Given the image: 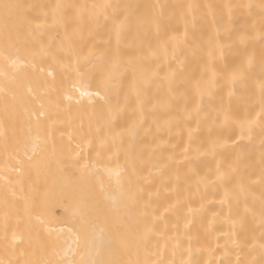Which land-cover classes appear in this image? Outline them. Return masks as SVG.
<instances>
[{"label":"bare ground","instance_id":"1","mask_svg":"<svg viewBox=\"0 0 264 264\" xmlns=\"http://www.w3.org/2000/svg\"><path fill=\"white\" fill-rule=\"evenodd\" d=\"M247 2L248 0H0V53H3L0 55V71L5 73L0 76V87L4 89L0 91V260L4 264H9V261L12 264H24L25 260L35 258L32 256L34 249L47 242V233L41 232L40 225L35 220V216L41 212L47 213L49 227L54 231L73 228V221L65 207L78 197V189L66 191L61 197V186L58 183L57 192L51 196L46 206L38 194L47 191L53 180L61 175L58 161L66 160L79 152L84 153L85 157L96 158V151L88 142L95 136L97 127L93 116L94 105L89 103L88 95H80L81 92L94 94L95 86L84 83L71 67H67L75 64V57L69 61L67 53L62 60L59 55L55 59L52 55L41 56V46H51V52L58 53L62 46L67 47L65 37L70 36L74 46L79 48L81 45L76 41L82 35L84 42L91 47L93 41L89 39V32L94 24L89 13L94 11L93 6L105 3L114 6L130 4L135 7L136 15L142 18V23L134 24L121 44L127 47L134 42L137 45L142 43L143 60L129 69L128 80L120 94L121 103L134 76L138 78L157 71L163 77L170 68L174 69L178 65L195 73L191 83L194 96L197 82L207 79L204 76L206 71L209 75L212 71L219 73L222 63H228L231 68L240 62L245 52L252 51L251 47L245 48L237 42L235 48L240 49V55L229 53L224 61L217 56L215 62L209 55L215 50L217 43H225L222 35H217L218 32L222 33V25L215 22L217 14L223 13L224 25L240 30L236 33L239 36L243 26L250 23V20L243 9L233 8L229 24L228 9L225 6ZM4 4L20 7L6 10ZM108 11L111 12L112 9ZM100 22L104 23L103 16L100 17ZM111 28L112 23L109 21L103 31L107 32ZM77 29L80 32L73 36ZM145 36L148 38L145 39ZM101 41L107 44L108 36L96 37L97 43ZM115 43L113 35V46ZM84 50L87 51V48ZM152 51H156V55H152ZM9 54L13 58L18 54L25 65L34 67L15 68L5 59ZM49 72L52 75H48ZM159 83L157 80L151 86L152 92L156 91ZM249 85L255 93L254 100L258 101V87L252 81H249ZM28 88L32 89L31 94H28ZM216 94L217 97L224 95L227 99V88L223 81L216 89ZM13 95L17 97L15 103L12 101ZM69 95L74 99H67ZM246 95L241 91L238 97L232 99L230 108L234 115L231 116L230 131L226 127L223 134V139L227 141L223 154L213 156L211 141L217 136L209 137L207 127L200 130L197 144L192 145L193 151L188 153L198 175L183 182L180 196L174 192L175 184L172 185L173 190L162 188L160 199L153 202L149 209L147 234L144 235L143 225L138 232L133 229L143 239L130 240L120 249L106 253V258L113 259L118 264H191L193 260L198 261V264H237L238 258L240 264H264V254H261L259 248L248 247L252 243L253 233L258 239L261 231L259 216L261 199L264 197V133L259 128H254L251 133L241 129V123L248 112ZM77 100L81 102L77 103ZM6 102L9 104L7 112ZM95 108L98 110L99 105L96 104ZM40 111L45 116L41 117V127L38 129L36 114ZM258 111L259 107H256L253 115ZM131 118L129 109L127 115L121 118V125ZM220 125H223V117ZM191 127L195 128L196 125ZM162 139L165 141L163 147L166 149L168 146L172 152L167 148V155H175H172L175 158L173 163L184 165V149L189 146L187 128L183 132L180 128L165 131ZM234 142L240 145L236 149L241 154L239 171L230 183H215L219 164L223 163L225 167L236 166L232 148ZM98 146L97 140L96 147ZM152 146L145 157L149 168L158 162L155 158L149 159L152 156ZM108 155L111 153H106L105 158L98 161L99 170L90 178L89 183L93 205L105 213L111 208V201L102 198L100 184L103 183L111 197L117 198L120 187L115 175H109L104 167L114 169L117 163L123 164L121 160L117 162L115 159L109 162ZM155 155L158 157L161 153L156 152ZM29 156L32 157L31 160L28 159ZM43 160L49 162L47 178L38 175L32 167L37 161ZM75 176L78 177L79 173ZM155 191L156 188L150 187L146 189V194ZM189 207L196 211L189 213ZM233 221L237 223L234 225ZM107 227L110 232L115 231L111 224ZM60 247L66 248L67 245L62 244ZM40 254L59 258L53 255L50 247ZM64 260L66 264L68 260L78 262L80 252L75 255L69 252Z\"/></svg>","mask_w":264,"mask_h":264},{"label":"snow or ice","instance_id":"2","mask_svg":"<svg viewBox=\"0 0 264 264\" xmlns=\"http://www.w3.org/2000/svg\"><path fill=\"white\" fill-rule=\"evenodd\" d=\"M3 7L9 10L20 6L4 4ZM58 7L60 6L58 5ZM225 7L228 9L229 24H231L233 8L243 9L250 23H246L243 26V31L237 36L236 33L240 30L224 25V14H217L215 22L222 25V33L218 32L217 35H222L225 43H217L215 50L209 55L213 57L214 62L217 56L221 61H224L229 53L234 52L236 55H240V49L235 48L237 42L245 48L251 47L252 51L245 52L240 62L231 68L228 63H222L219 73L212 71L209 75L206 71L204 76L207 79L197 82L194 96L191 83L195 73L178 65L174 69L170 68L163 77H160L157 71L138 78L134 76L128 85V92L124 94L123 103H121L120 94L128 80L129 69L140 64L143 60L142 43L137 45L134 42L132 46L127 47L121 44V41L129 35L132 26L142 23V18L136 15L135 7L130 4L114 6L105 3L93 6L94 11L89 13L90 20L94 24L89 32V39L93 41L91 47H88L84 42L82 35L76 41L81 45L79 48L74 46L70 36L65 37L67 47L62 46L58 53H52L51 46L48 48L41 46V56L52 55L55 59L56 55H59L62 60L67 53L69 61L75 57V64H69L67 67H71L74 74L80 77L84 83L95 86L94 94L81 92L80 95H88L89 103L94 105L93 116L97 127L95 136L88 142L96 151V158L85 157L84 153L79 152L74 153L66 160L58 161L61 175L53 180L52 186L47 191L38 195L46 206L51 196L57 192L58 183L61 186L59 189L61 197L65 195L66 191L78 189V197L65 207V211L73 221V228L56 232L49 227L50 220L47 219L46 212L36 215L35 220L39 223L41 232L47 233L48 240L44 245L34 249L32 256L35 258L25 260L24 264H66L64 256H67L69 252L75 255L78 251L80 260L78 262L68 260L67 264H118L117 261L106 258V253L120 249L130 240L143 239V236L138 237L136 232L143 225L144 235L147 234L149 209L153 202L160 199L162 188L168 187L169 190H173L172 185L175 184L174 190L178 195H182L183 182L189 180L193 175H198V170L194 167L193 160L188 158V153L193 151L191 146L197 144L201 134L200 130L207 127L209 137L217 136L211 141L213 156L223 154L227 144V141L223 139V134L226 127L230 131V120L234 115L230 105L232 99L238 97L241 91L247 94L248 101L246 104L247 117L241 123L242 131L251 133L254 128H259L261 133H264V0H258V2L248 0L247 3L226 5ZM109 9L112 11L109 12ZM101 16L104 17V23L100 22ZM109 21L112 23V28L104 32ZM79 32L80 29H77L72 35L75 36ZM104 35L108 36L107 44L103 41L97 43L96 37ZM113 35L116 40L114 46L112 44ZM85 48L87 51L84 50ZM152 55H156V51H152ZM5 59L17 69L26 66L34 67V65H25L23 58L18 54L15 58L9 54L5 56ZM4 75L5 73L0 71V76ZM48 75H52V73L49 72ZM157 80L160 83L157 85L156 91L152 92L151 86ZM221 81L227 88V99L224 95L217 97L216 89L220 87ZM249 81L254 82L259 89L258 101L254 100L255 93L251 90ZM0 91H4V89L0 87ZM27 92L31 94L32 89L28 88ZM67 99L72 100L74 97L69 95ZM16 100L17 97L13 95V103ZM76 102L80 103L81 101L77 100ZM96 104L99 105L98 110L95 108ZM42 107L43 105H41ZM256 107H259V111L253 115ZM8 109L9 104L6 102L5 111L7 112ZM129 109H131L133 118L130 121L125 120L122 126L120 120L127 115ZM44 116L43 111L36 114L38 129L41 127L40 119ZM221 117H223V125H220ZM193 124L196 125L195 128L191 127ZM172 128H180L181 132L187 128L189 146L184 149V165L174 164L172 155L166 157L163 155L166 151L163 147L165 141L158 138L165 131L170 132ZM149 136L152 137V143L155 145L149 159L155 158L158 161L152 164L151 168L145 160L150 151L149 147H140ZM97 140L98 147H96ZM239 147L238 143L232 144L236 166L225 167L223 163L219 164L216 169L215 183L221 185L230 183L236 176L241 159V154L236 151ZM196 151L198 152L199 149ZM156 152H160L161 155L157 157ZM106 153H113L107 156L109 162L113 159L117 162L121 159L124 161L123 164L117 163L114 169L104 167V171L109 175H115L116 183L120 187V195L117 198L111 197L103 183L100 184L102 198L111 201V208L107 210V213L93 205V194L89 191L90 178L99 170L98 161L104 159ZM25 154L27 155V153ZM33 155H35V148ZM28 159L31 160L32 157L29 156ZM262 161H264V156H262ZM32 167L36 169L38 175H44L47 178L49 168L47 160L37 161ZM145 172L148 174L144 175ZM76 173H79L78 177L75 176ZM262 174H264V170H262ZM150 187L156 188V191L146 194V189ZM152 211H156V209H152ZM188 211L192 213L196 210L189 207ZM259 219L261 228L259 238L257 239L253 233L252 243L248 247L250 249L258 247L261 254H264V197L260 203ZM236 223L237 221H233L234 225ZM109 224L115 230L114 232L108 230ZM62 244L67 247H60ZM49 247L53 255L59 257L58 259L40 254ZM0 264H4V261L0 260ZM9 264L12 262L9 261ZM191 264H198V261L193 260ZM237 264H240L239 258Z\"/></svg>","mask_w":264,"mask_h":264},{"label":"rangeland","instance_id":"3","mask_svg":"<svg viewBox=\"0 0 264 264\" xmlns=\"http://www.w3.org/2000/svg\"><path fill=\"white\" fill-rule=\"evenodd\" d=\"M122 126H123V124H122ZM151 137V136H150ZM149 137V139L147 140V141H145L144 143L146 144V142H149V140H152V138H150ZM172 137H174V136H172ZM158 139H162V136L161 137H159ZM164 139V138H163ZM162 139V140H163ZM172 141H173V138H170ZM170 139H168V140H170ZM166 140V139H165ZM176 140V139H175ZM151 142V143H150ZM149 143H147V145H146V147H151L152 145H153V143H152V141H150ZM170 143V142H169ZM172 143V142H171ZM173 144V143H172ZM174 145V144H173ZM141 146H143V145H141ZM145 146V145H144ZM163 146H165V144L163 145ZM152 148L154 149L155 148V145L154 146H152ZM168 148V151L170 152V148L168 147V146H166V149ZM173 150V149H172ZM166 154H165V157L166 156H169V155H167L168 154V152L166 151L165 152ZM170 153H172V152H170ZM169 153V154H170ZM113 153H111V155H112ZM172 155H174V153L172 154ZM175 156V155H174ZM175 159V158H174ZM177 161V160H176ZM120 162H124L123 161V159H121V161ZM174 162H175V160H174ZM177 164V163H176ZM178 165V164H177ZM175 187V186H174ZM174 192H176L175 190H174ZM176 194H177V192H176ZM178 195V194H177ZM178 196H180V195H178ZM177 197V196H176ZM100 206H101V203H100Z\"/></svg>","mask_w":264,"mask_h":264}]
</instances>
